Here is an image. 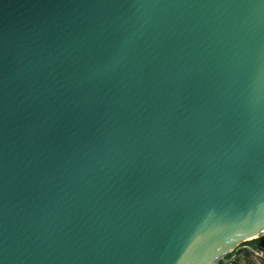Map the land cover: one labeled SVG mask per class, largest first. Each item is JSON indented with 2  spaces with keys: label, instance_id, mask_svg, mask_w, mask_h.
Here are the masks:
<instances>
[{
  "label": "water",
  "instance_id": "obj_1",
  "mask_svg": "<svg viewBox=\"0 0 264 264\" xmlns=\"http://www.w3.org/2000/svg\"><path fill=\"white\" fill-rule=\"evenodd\" d=\"M263 235L264 0H0V264Z\"/></svg>",
  "mask_w": 264,
  "mask_h": 264
},
{
  "label": "trees",
  "instance_id": "obj_2",
  "mask_svg": "<svg viewBox=\"0 0 264 264\" xmlns=\"http://www.w3.org/2000/svg\"><path fill=\"white\" fill-rule=\"evenodd\" d=\"M259 245H264V235L242 243L232 253L228 254L226 258L222 260L221 264H225L229 259H234L238 264H256L253 251L257 249Z\"/></svg>",
  "mask_w": 264,
  "mask_h": 264
},
{
  "label": "built area",
  "instance_id": "obj_3",
  "mask_svg": "<svg viewBox=\"0 0 264 264\" xmlns=\"http://www.w3.org/2000/svg\"><path fill=\"white\" fill-rule=\"evenodd\" d=\"M254 255H255V258L257 257H260V258H264V245H259V247L257 249H255L254 251ZM225 264H238L234 261V259H229L225 262ZM261 264H264V263H261Z\"/></svg>",
  "mask_w": 264,
  "mask_h": 264
},
{
  "label": "rangeland",
  "instance_id": "obj_4",
  "mask_svg": "<svg viewBox=\"0 0 264 264\" xmlns=\"http://www.w3.org/2000/svg\"><path fill=\"white\" fill-rule=\"evenodd\" d=\"M255 263H256V264L264 263V258H260V257L257 258V257H256Z\"/></svg>",
  "mask_w": 264,
  "mask_h": 264
}]
</instances>
